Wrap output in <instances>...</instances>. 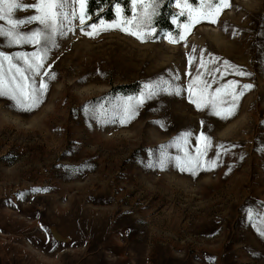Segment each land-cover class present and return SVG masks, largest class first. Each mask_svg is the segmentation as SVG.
<instances>
[{
	"label": "rangeland",
	"instance_id": "rangeland-1",
	"mask_svg": "<svg viewBox=\"0 0 264 264\" xmlns=\"http://www.w3.org/2000/svg\"><path fill=\"white\" fill-rule=\"evenodd\" d=\"M230 4L175 44L167 32L141 42L119 28L85 35L100 21L90 17L63 22L40 75L25 72L33 87L47 84L39 106L0 96V264H264V0ZM73 9L79 14V3L69 0L65 11ZM179 17L173 36L188 22ZM44 46L0 37V52L21 69L17 53ZM0 64L7 87L15 69ZM232 81L253 87L230 118L190 102ZM135 83L138 95L112 93ZM149 84L156 94L138 105ZM229 90L221 98L230 100ZM129 105L135 115L126 119ZM201 133L211 147L195 174L182 171L176 158L198 155Z\"/></svg>",
	"mask_w": 264,
	"mask_h": 264
},
{
	"label": "snow or ice",
	"instance_id": "snow-or-ice-1",
	"mask_svg": "<svg viewBox=\"0 0 264 264\" xmlns=\"http://www.w3.org/2000/svg\"><path fill=\"white\" fill-rule=\"evenodd\" d=\"M73 2L79 3V14H77L74 9L71 12L65 11V7L69 3V0H37L36 3L32 4L24 3V0H0V21H6V23L10 25L8 28L0 27V37H4L10 44L19 45L31 43L33 45H40L43 41L45 45L43 48L31 54L23 52L17 53L15 59L22 60L25 65H27L26 69H21L15 64H12L11 61L14 58L0 52V57H3L4 61L9 62V71L11 72L13 68L15 69L7 87H5L3 81L0 80V96H8L15 102L16 106L24 110H31L39 106L42 102V96L44 90L47 88V84L41 82L39 89L33 87L31 84L27 83L28 77L25 75V72L32 71L36 75H40L39 69L43 67L44 57L47 55L50 47H57L56 35L58 33L61 35L64 34L61 31L64 27L63 22L71 24V21L76 19L79 20L81 25L85 24V21L89 18L85 11L87 0H73ZM130 3L132 5V10L135 12L134 15L131 17L122 15L120 5L116 4V15L119 19L108 24H105L104 20H100L98 24L94 23L90 25L89 27H91L93 31L85 32V35L93 36L94 34H98V30L119 28L120 31L135 36L136 39L141 42H146L156 31L153 27V17L157 14L160 0H130ZM177 7L181 9L177 15L186 16L188 22L177 25L178 27H182L184 32L177 33L175 36L171 33L167 34L168 42L171 44L179 43L184 40L185 34L190 31L194 24L200 23L201 20H208L210 23L215 24L223 10L231 7V4L230 0H199V6L193 7V5L189 3V0H178ZM28 9H32L37 14L25 19L13 17L14 11H27ZM33 22H38L43 27L31 31L30 33H23L20 31L22 26ZM173 23H177L175 17L173 18ZM201 66H203V62ZM0 68H3V64H0ZM235 71L236 74L241 76L251 75L239 69H235ZM17 76H19V80ZM191 87L192 86L189 85L190 89ZM205 87L208 88L210 85L206 84ZM252 87V84L238 85L236 81H232L227 85H223L222 88L216 89L215 94L210 95L203 104L196 100H192L191 96L189 99L191 103L196 104L198 110L210 106L213 115L220 116L221 119H228L235 115V111L238 107L237 101H239L246 91H250ZM145 88L148 91L146 94L142 93L140 98H137L138 105L142 104L145 98L156 94V89L152 85H145ZM229 88L231 90L225 92L224 95L231 97V99L221 98L220 93L222 90ZM237 88H239L238 91ZM179 93L180 90L176 89V94L179 95ZM125 113L126 119H131V117L135 115V109L129 105L125 108ZM190 135L191 132H186L182 135L181 139L187 143V138ZM200 139L203 140L204 147L203 150H196L198 155L191 156L186 153V159L181 160L179 157L176 158L177 165L182 171L187 169L195 174V170L200 168L203 157L211 147V140L209 137L201 133ZM167 162V157L158 161L161 168H163ZM210 164L215 166L216 161H210ZM34 191L40 190L37 189ZM262 235H264V232H262Z\"/></svg>",
	"mask_w": 264,
	"mask_h": 264
},
{
	"label": "trees",
	"instance_id": "trees-1",
	"mask_svg": "<svg viewBox=\"0 0 264 264\" xmlns=\"http://www.w3.org/2000/svg\"><path fill=\"white\" fill-rule=\"evenodd\" d=\"M172 0H160L157 14L153 17V27L156 29L153 34L157 38L163 32L174 34L177 28L174 27L173 18L180 23L178 13L171 7ZM116 4L120 5L122 15L131 16L133 13L130 0H87L86 13L91 18V22L104 19L107 22H113L117 19ZM142 91V84L122 85L116 87L112 93L123 96L138 95Z\"/></svg>",
	"mask_w": 264,
	"mask_h": 264
}]
</instances>
